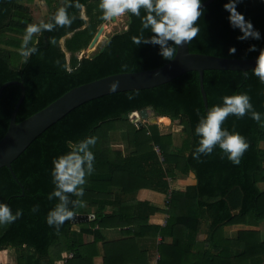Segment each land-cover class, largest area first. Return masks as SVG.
<instances>
[{"label":"trees","instance_id":"1","mask_svg":"<svg viewBox=\"0 0 264 264\" xmlns=\"http://www.w3.org/2000/svg\"><path fill=\"white\" fill-rule=\"evenodd\" d=\"M44 1L48 7L45 22L51 20L58 7L66 6L72 23L33 34L28 47L35 46L37 52L25 57L22 38L26 25L33 23L29 15L33 0H0V85L20 80L25 88L17 122L74 86L113 73L158 67L168 61L159 55V45L133 43L141 21L129 13L126 28L112 33L92 54L78 56L105 20L99 0ZM70 2L79 7H68ZM226 3L213 0L203 7L197 21L200 31L188 44L189 50L224 57L257 56L264 48V0H239L236 5L260 31L259 40L237 38L240 30L230 24ZM151 34L144 31L145 36ZM251 44L257 46V51L248 50ZM230 46L236 48L234 54H229ZM57 59L63 67L55 63ZM203 87L207 109L222 103L225 95L246 92L261 114L259 121L250 113L241 118L229 115L222 124L242 134L249 144L238 165L226 156L221 158L219 148L200 161L191 156L199 142L195 125L206 113L194 70L151 88L118 91L88 100L47 127L11 162L18 180L7 167H0V200L13 211L23 210L11 224L0 225V261H4L6 248L12 247L16 264H56L70 252L72 256L64 264H94L95 255L102 256L101 264H147L150 247L140 244V240L160 236L157 264H264V240L258 229V223L264 220V83L252 74V68L206 69ZM19 94L17 84H9L1 92L0 138ZM148 106L155 115L182 126L184 135L179 144L174 143L171 133L159 130V123L143 121L138 127L129 120L131 111ZM114 134H124L130 152L124 154L113 147ZM85 136L96 137L90 146L95 157L93 171L81 186L83 196L68 195L70 201H79L74 213H85L88 207L94 218L79 223L78 231L73 230L71 219L57 230L45 220L48 210L58 202L56 197L47 199L54 187L52 160L69 150L68 141L77 142ZM190 172L193 184L184 190L170 189L169 179ZM142 188L164 193L166 208L129 198ZM112 203L118 209L106 211L105 206ZM34 204L39 210L33 213L30 209ZM154 212L167 213L164 225L161 219L151 217ZM124 225L127 228L121 239L104 240L100 229ZM225 225L236 228L235 236L224 235ZM203 229L205 238L200 242L196 235ZM87 233L92 234V240L84 243L83 234Z\"/></svg>","mask_w":264,"mask_h":264},{"label":"clouds","instance_id":"2","mask_svg":"<svg viewBox=\"0 0 264 264\" xmlns=\"http://www.w3.org/2000/svg\"><path fill=\"white\" fill-rule=\"evenodd\" d=\"M239 0H227L224 5L229 12V21L234 28L240 30L237 37L240 40L261 39V33L250 20L237 10ZM79 7L78 3H69L68 7ZM98 7L102 10L105 20L119 17L125 13L139 17L141 28L139 35L133 36L132 41L137 46L152 43L159 45V55L166 60H171L177 54V47L189 44L200 31L197 23L204 12L202 0H99ZM143 10V14H142ZM66 6H60L52 15L51 20L38 23H28L22 38V46L25 48V57L37 52L35 46L28 47L33 39V34L43 31H52L57 26H67L72 23ZM149 30L150 36H145L144 31ZM172 42L171 44L169 42ZM51 43H55L54 40ZM249 51H257L255 44L249 45ZM229 54H234L236 48L230 46ZM56 64L60 65L57 59ZM63 67V65H60ZM252 74L264 83V48L259 49L252 68ZM247 75V73H245ZM118 81L109 83L110 91L115 90ZM131 99V96L129 97ZM222 103L213 104L195 125V133L199 136V142L191 153L193 159L200 161L202 156L213 153L215 148L220 149L221 158H226L233 164H239L249 144L246 138L236 131H229L222 127L223 122L229 116L243 117L250 113L254 120L259 121L261 114L254 109L251 98L246 92H236L222 97ZM96 142L95 136H85L77 142L68 141L69 150L52 160L51 182L54 185L52 191L47 194V199L58 198L47 212L45 220L49 226L59 229L66 220L74 216L73 209L78 205V200H71L69 193L76 197L83 196L85 176L93 171L94 153L91 150ZM71 205V206H70ZM39 205L34 204L30 211L37 212ZM23 214L21 208L13 211L9 204L0 200V225L11 224Z\"/></svg>","mask_w":264,"mask_h":264},{"label":"water","instance_id":"3","mask_svg":"<svg viewBox=\"0 0 264 264\" xmlns=\"http://www.w3.org/2000/svg\"><path fill=\"white\" fill-rule=\"evenodd\" d=\"M211 1L213 0L202 1V7L209 4ZM114 19L115 18H112L110 20ZM104 26V22L98 26L93 37L87 45L88 49L93 48L98 42L104 30ZM255 59L256 56L250 58H238L191 52L189 50L188 44L178 46L175 57L158 67L141 71L113 73L74 86L38 111L18 122L16 121V114L24 97V84L23 81L20 80L5 81L0 85V95L4 87L9 84H17L20 87V94L10 114L8 127L4 135L0 138V167H7L15 180H18L15 173L12 171L11 162L40 133L63 117L71 109L88 100L103 96L105 94L118 91L151 88L168 82L189 70H194L198 73L199 90L204 109L207 111V98L203 87L204 70L228 69L245 71L254 67ZM112 81H118L119 85L115 90L110 91L108 85ZM128 117L129 120L135 123V125L138 127L143 124V121H147L148 123L152 124L166 120L168 121L169 119L165 116L155 115L151 106L140 110L131 111L128 114ZM89 219H93L92 214L76 212L74 213L71 222H85Z\"/></svg>","mask_w":264,"mask_h":264},{"label":"crops","instance_id":"4","mask_svg":"<svg viewBox=\"0 0 264 264\" xmlns=\"http://www.w3.org/2000/svg\"><path fill=\"white\" fill-rule=\"evenodd\" d=\"M36 1V0H33ZM43 2H45L44 0H42ZM82 14H84V11H82ZM194 183V177L193 174L190 172L188 175H184V176H178L176 179H169V184H170V189H177V190H184L185 187L187 185H191ZM129 196V195H127ZM168 196V195H166ZM134 197L136 200L139 201H147L149 203V205L157 207V208H161L164 209L165 207V194L164 193H160L157 192L155 190L152 189H146V188H142L139 189L137 192L134 193V195L130 196L129 198ZM106 211H110V210H117L118 207L115 203L112 204H107L105 206ZM237 210H235L233 213H236ZM85 213L88 214H92L93 218H94V214L91 211L90 208L87 207V211ZM166 216V217H165ZM167 213L164 212H154L151 214L152 218H159L162 220L161 224L164 225L167 219ZM92 220V219H89ZM88 220V221H89ZM87 222V221H85ZM79 223H84V222H77L74 223V229L78 231L79 230ZM95 227H93V229H95ZM127 227L121 226V227H106V228H102L100 229L101 234L104 238V240L106 241H110V240H117V239H121L124 236V230ZM258 229L260 231V238L262 240H264V220H261L258 223ZM223 233L226 237H233L236 234V228L231 225H225L224 229H223ZM205 238V232L204 229L199 232L196 235V240L198 241H202ZM92 240V234L91 233H87V234H83V242L84 243H88ZM161 237L157 236L155 237V239H142L140 240V244L142 245H146L149 246V252L147 254V264H157V261L159 259V253L156 250L158 243L160 242ZM102 256L101 255H95L93 257V263L94 264H101L102 263ZM0 264H16V253L15 250L12 247H8L6 248V252H5V257H4V261H0ZM128 264H134V263H128Z\"/></svg>","mask_w":264,"mask_h":264},{"label":"rangeland","instance_id":"5","mask_svg":"<svg viewBox=\"0 0 264 264\" xmlns=\"http://www.w3.org/2000/svg\"><path fill=\"white\" fill-rule=\"evenodd\" d=\"M30 17L32 18L33 23H38L40 20H44L47 17V13H48V7L46 6L45 2H43L42 0H36L33 1L30 4ZM104 30L98 40V42L95 44V46L91 49H88L87 47L85 49H83L82 51H80L78 53V56H82V55H90L93 52H95L97 49H99L104 42L107 40V38L114 32L116 31H120L124 28H126V22H127V15L126 13L119 16V17H115L114 20H104ZM60 45L63 48V38L60 39ZM66 56H68V52H66ZM159 123V130L161 132H169L173 135V140L175 144H179L182 137H183V130H182V126L178 125L176 122L172 121H161L158 122ZM123 135V136H122ZM120 136V134H114L112 136V143H113V147L120 149L124 154H127L128 152H130L131 148L127 147L126 141H125V137L124 134H122ZM262 146H264V144H262ZM180 176H184L179 174Z\"/></svg>","mask_w":264,"mask_h":264},{"label":"built area","instance_id":"6","mask_svg":"<svg viewBox=\"0 0 264 264\" xmlns=\"http://www.w3.org/2000/svg\"><path fill=\"white\" fill-rule=\"evenodd\" d=\"M155 150H156L157 153L159 154V159L162 160L163 157L161 156L159 150H158L157 148H155ZM165 217H166V216H165ZM71 256H72V253H71V252H70V253H67V254H64L63 257L61 258V260L58 261L56 264H64L65 261H66L68 258H70Z\"/></svg>","mask_w":264,"mask_h":264}]
</instances>
